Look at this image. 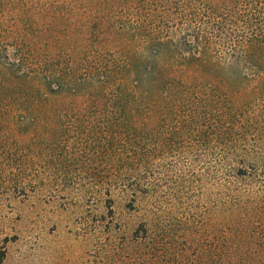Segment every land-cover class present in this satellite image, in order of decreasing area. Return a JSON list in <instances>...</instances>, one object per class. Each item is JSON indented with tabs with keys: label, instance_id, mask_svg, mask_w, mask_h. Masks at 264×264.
<instances>
[{
	"label": "rangeland",
	"instance_id": "374dc122",
	"mask_svg": "<svg viewBox=\"0 0 264 264\" xmlns=\"http://www.w3.org/2000/svg\"><path fill=\"white\" fill-rule=\"evenodd\" d=\"M46 2L0 0V12L24 14ZM63 43L65 67L89 66ZM212 95L173 101L151 136L92 115L64 117L56 134L50 120L33 126L23 119L28 134L18 133L17 117L4 122L0 264H134L142 224L180 258L209 264L228 217L264 216V94L241 108L231 96ZM135 124L145 129L151 121ZM133 141L144 144L140 152L130 148Z\"/></svg>",
	"mask_w": 264,
	"mask_h": 264
},
{
	"label": "trees",
	"instance_id": "16d2710c",
	"mask_svg": "<svg viewBox=\"0 0 264 264\" xmlns=\"http://www.w3.org/2000/svg\"><path fill=\"white\" fill-rule=\"evenodd\" d=\"M125 7L127 21L119 12ZM0 15V128L17 117L20 134L30 132L23 119L50 120L56 134L64 117L92 115L151 136L173 101L212 92L210 99L231 96L241 108L264 94V0H47ZM63 42L89 66L65 67ZM145 117L151 124L138 128ZM240 214L227 218L209 264H264V233L249 228L264 227V216ZM141 228L134 264H196Z\"/></svg>",
	"mask_w": 264,
	"mask_h": 264
}]
</instances>
